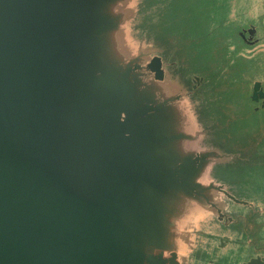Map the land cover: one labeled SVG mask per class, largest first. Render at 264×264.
Segmentation results:
<instances>
[{
  "label": "water",
  "instance_id": "1",
  "mask_svg": "<svg viewBox=\"0 0 264 264\" xmlns=\"http://www.w3.org/2000/svg\"><path fill=\"white\" fill-rule=\"evenodd\" d=\"M138 4L0 0V264H220L227 237L206 229L239 219L216 195L251 204L214 171L240 153L202 149L218 125L172 94L171 33L128 29Z\"/></svg>",
  "mask_w": 264,
  "mask_h": 264
},
{
  "label": "rangeland",
  "instance_id": "2",
  "mask_svg": "<svg viewBox=\"0 0 264 264\" xmlns=\"http://www.w3.org/2000/svg\"><path fill=\"white\" fill-rule=\"evenodd\" d=\"M138 2L128 29L136 33V38H142L144 46L151 47L167 46L168 40L159 41V37L171 33L172 57L166 52L167 58L171 63L177 61L174 58L183 61L175 62L171 68L176 72L172 73L176 84L172 94H182L187 104L191 102L190 106L202 101L198 111L202 129L218 125L206 131L217 139L211 140L209 135L202 142V149L214 145L220 155L228 151L240 153L239 158L230 160L238 162L236 166L227 170L219 166L214 171L215 178L251 205L243 207L216 195L221 198L218 200L223 210L239 219L235 226L239 232L229 223L219 226L214 219L206 229V241L218 243L222 236L227 237L223 255L214 254L220 264H241L256 256L264 258V109L261 110L262 101L251 100L256 82H261L264 90V0ZM252 28L255 31L250 33ZM196 75L204 77L202 92L189 98L191 85H184L182 80L194 84ZM202 110L209 117L205 122ZM249 215L253 223L247 221Z\"/></svg>",
  "mask_w": 264,
  "mask_h": 264
}]
</instances>
